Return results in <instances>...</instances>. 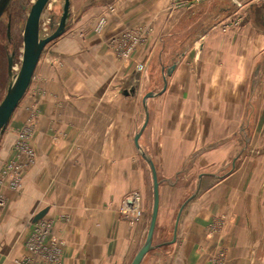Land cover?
I'll use <instances>...</instances> for the list:
<instances>
[{
  "label": "crops",
  "instance_id": "obj_1",
  "mask_svg": "<svg viewBox=\"0 0 264 264\" xmlns=\"http://www.w3.org/2000/svg\"><path fill=\"white\" fill-rule=\"evenodd\" d=\"M119 1L125 7L110 19L121 25L123 10L134 13L138 1ZM78 13L33 72L39 67L53 78L37 82L44 94L34 100L35 160L19 193L4 190L0 264H20L27 220L45 205L64 238L60 264H126L149 222L150 170L134 143L147 91L148 119L138 143L159 180L154 236L159 223L170 220L172 236L178 218L175 240L167 241V264H211L217 255L221 264H255L264 244V80H249L258 71L249 62L264 34L248 25L234 40L231 32L216 39L209 31L200 51L193 45L164 61L166 80L163 61L157 79L150 75L159 57L150 35L137 89L120 94L122 80L114 76L115 60L105 46L115 30L96 34L89 27L98 15L84 8ZM102 67L111 70L103 80L83 78L84 70ZM11 153V142L1 140L0 166ZM130 190L139 192L143 204L134 224L117 213ZM143 258L139 264H159Z\"/></svg>",
  "mask_w": 264,
  "mask_h": 264
},
{
  "label": "rangeland",
  "instance_id": "obj_2",
  "mask_svg": "<svg viewBox=\"0 0 264 264\" xmlns=\"http://www.w3.org/2000/svg\"><path fill=\"white\" fill-rule=\"evenodd\" d=\"M32 1L22 0V4L25 5L22 8L19 1L13 0L6 12L0 17V100L6 91L9 79L5 52L14 51L13 71H18L23 52L25 21ZM70 1L71 15L67 21L65 30L59 36L81 14L78 13V4L84 0ZM118 1L89 0L82 5V8H84V11L91 10V12L98 15L97 20L93 23L94 25L89 27L96 34L102 35L107 31L115 30L113 35L107 37L105 46L112 53V57L115 60L116 68L112 72L114 76L122 80L118 90L120 94H124V89L128 90L129 93L137 89L140 77L138 66L144 62L142 56L143 47L150 35L156 39L154 46L159 56L157 57L158 59H154V67L150 75H154L153 79H157V74L160 71L158 67L160 61H163L161 66L163 74L164 61L169 62L171 59H177L180 51H186L193 45L195 51H200L205 39L207 40L210 34L208 33L209 31L216 34V37H213L216 39L231 32V38L234 40L238 38L239 30L243 26L248 25L249 28L251 27L253 30L257 29V31L264 34V0H137L134 13L133 11L126 12L123 10L124 17L122 19L124 21L121 25L113 23L110 19L112 14H116L119 9L121 10L125 7L122 5L123 2ZM62 2L63 0H48L41 14V36L50 32L48 17L51 15L53 19L58 18L62 9ZM8 18L10 21V43H6L5 38V23ZM59 36L45 44L39 56L40 64L45 63V58L49 55L50 44L57 40ZM232 51L234 52L235 49H232ZM253 55L254 59L249 64L253 68L258 66V71L255 75L249 73V80H264V75L262 74L264 72V40L262 46ZM38 71L39 67L14 108L8 123L0 131V142L1 140L11 142L12 152L11 156L0 166V209L8 201V198L4 195V190L10 189L13 194L19 193L22 189V184H24L23 182H25V175L35 160L36 153L32 147L31 140L35 121L38 117V109L34 104V100L37 98V94H44V88L39 87L37 82L38 80L53 78L52 72L51 75L46 71L43 73H39ZM110 71L103 67L87 69L82 72V76L84 79L87 78V80H103L105 75ZM262 75L263 77H261ZM166 76L163 74L164 80H166ZM123 80H127L129 83L134 82L132 84L134 88L131 89V86H128V82L124 83ZM140 103L137 130L142 126L145 118L144 102L140 101ZM55 138L57 137H53L52 139L55 140ZM252 151L255 153L256 149ZM139 155L143 158L141 154ZM150 182L151 196L146 206L147 218H150L152 208V180ZM126 197H131L134 200V203L130 204L129 207L124 204ZM44 207L48 209V205ZM117 213L119 218L130 224H134L140 220L143 214V204L137 190H130L121 197ZM33 216L34 214L29 216L27 220L23 240L24 252L19 259V263L60 264L65 243L62 235L54 231V217L45 213L37 220H33ZM164 221L167 222L169 220ZM170 221L172 222V220ZM170 221L169 223H159L155 236L153 232L152 243L155 246L149 249L145 253L146 255L144 254V258L142 257L144 263H147V259L151 257L153 261H158L159 264H167L169 262L171 253H166V251L171 246L169 245L170 242H167L172 238L168 228ZM156 247H163V249L156 250ZM135 252L130 253L126 264L130 263ZM254 263L264 264V244L260 247L257 260ZM211 264H221V258L217 255L216 259L211 261Z\"/></svg>",
  "mask_w": 264,
  "mask_h": 264
},
{
  "label": "water",
  "instance_id": "obj_3",
  "mask_svg": "<svg viewBox=\"0 0 264 264\" xmlns=\"http://www.w3.org/2000/svg\"><path fill=\"white\" fill-rule=\"evenodd\" d=\"M11 0H0V15L7 8ZM48 0H33L29 6L28 14L25 21L24 32H23V52L21 58V64L18 71H13V52L8 54L7 56V75L9 77L8 84L6 87V91L3 97L0 100V131L4 129L6 124L8 123L11 114L18 104L20 98L24 94L28 85L31 82V78L33 76V72L36 66V63L39 59V56L45 46L50 40L59 36L66 28L67 21L70 18V0H63L62 9L57 19H53L50 15L48 17V28L49 33L41 36L40 35V22H41V14L47 4ZM25 5L22 4V8ZM82 8L80 6L78 11ZM9 22L7 23V34H9ZM174 64L166 69V72L173 68ZM134 86L131 87V89ZM124 94H128L129 91L124 89ZM131 93H134L132 91ZM152 92H147L143 97L144 109H145V118L142 126L137 130L134 134V143L140 154L146 160L152 180V208L150 213V218L148 222V227L146 231V236L142 244L139 246L134 256L132 257L129 264H139L143 255L155 245L152 243L153 232L155 221L157 217L158 210V202H159V194H158V183L159 180L157 178V172L153 160L149 155H147L140 147L138 143V136L143 130L147 119H148V110L146 106V98ZM46 208H42L33 216V220H37L41 216L44 215ZM177 219L175 221L173 235L171 238V242L175 240L176 237V229H177Z\"/></svg>",
  "mask_w": 264,
  "mask_h": 264
},
{
  "label": "flooded vegetation",
  "instance_id": "obj_4",
  "mask_svg": "<svg viewBox=\"0 0 264 264\" xmlns=\"http://www.w3.org/2000/svg\"><path fill=\"white\" fill-rule=\"evenodd\" d=\"M13 0H11L10 1V3L12 2ZM16 1H19L21 4H20V6L22 7V0H16ZM10 3H9V5H10ZM9 5L7 6V8L4 10V12L2 13V14H4L5 12H6V10L8 9V7H9ZM24 5V4H23ZM2 14L0 15V17L2 16ZM9 22V25H10V21H9V18H8V20L6 21V23H5V38H6V43H10L11 42V37H10V26H9V34H7V31H6V29H7V23ZM11 52H13V61H14V55H15V53H14V51H10V52H5V54H6V66H7V56H8V54H11Z\"/></svg>",
  "mask_w": 264,
  "mask_h": 264
},
{
  "label": "built area",
  "instance_id": "obj_5",
  "mask_svg": "<svg viewBox=\"0 0 264 264\" xmlns=\"http://www.w3.org/2000/svg\"><path fill=\"white\" fill-rule=\"evenodd\" d=\"M138 68H139V70H142L143 69V64H139ZM124 202H125L124 203L125 206L129 207L130 204L134 203V200L131 197H126Z\"/></svg>",
  "mask_w": 264,
  "mask_h": 264
}]
</instances>
